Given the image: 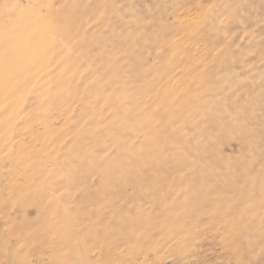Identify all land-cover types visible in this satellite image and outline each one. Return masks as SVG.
Segmentation results:
<instances>
[{"label": "rangeland", "instance_id": "rangeland-1", "mask_svg": "<svg viewBox=\"0 0 264 264\" xmlns=\"http://www.w3.org/2000/svg\"><path fill=\"white\" fill-rule=\"evenodd\" d=\"M0 264H264V0H0Z\"/></svg>", "mask_w": 264, "mask_h": 264}]
</instances>
